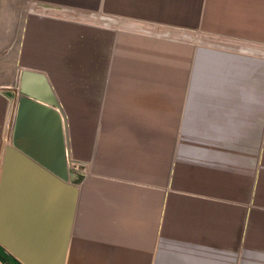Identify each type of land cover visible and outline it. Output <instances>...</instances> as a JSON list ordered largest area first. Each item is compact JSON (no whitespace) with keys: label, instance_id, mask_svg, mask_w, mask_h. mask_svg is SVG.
I'll use <instances>...</instances> for the list:
<instances>
[{"label":"crops","instance_id":"0c3cea01","mask_svg":"<svg viewBox=\"0 0 264 264\" xmlns=\"http://www.w3.org/2000/svg\"><path fill=\"white\" fill-rule=\"evenodd\" d=\"M25 70L86 168L65 264H264V0H0V170Z\"/></svg>","mask_w":264,"mask_h":264},{"label":"water","instance_id":"95a60500","mask_svg":"<svg viewBox=\"0 0 264 264\" xmlns=\"http://www.w3.org/2000/svg\"><path fill=\"white\" fill-rule=\"evenodd\" d=\"M2 90L18 98L0 170V247L21 264H65L78 176L59 103L39 72L21 71L16 88Z\"/></svg>","mask_w":264,"mask_h":264},{"label":"rangeland","instance_id":"374dc122","mask_svg":"<svg viewBox=\"0 0 264 264\" xmlns=\"http://www.w3.org/2000/svg\"><path fill=\"white\" fill-rule=\"evenodd\" d=\"M97 20L102 22L103 20H106V17L104 16L103 13H99V16L97 17ZM152 31H158V32L162 31V33H167L168 35H170V34L171 35H178L179 37H183V38H185L187 36V33L185 31L184 32H182V31L180 32L178 30H173V29H162V30H160V29H157V28L156 29L152 28ZM197 36H198V34H194V35L192 34V38L195 39V40L197 39ZM4 95L6 96L5 98H3L4 99V128H5V121H6V116H7V112H8L9 100L11 99L12 93L10 91L9 92H4ZM3 134H4V132H3ZM67 159H69V161H71L70 158H69V154L68 153H67ZM69 167H71L70 162H69ZM84 173L87 174L86 172H84ZM76 174L78 176V180L76 182H74V185L78 187L80 185L82 179L85 176L83 174H80V173H76Z\"/></svg>","mask_w":264,"mask_h":264},{"label":"built area","instance_id":"2783aa9c","mask_svg":"<svg viewBox=\"0 0 264 264\" xmlns=\"http://www.w3.org/2000/svg\"><path fill=\"white\" fill-rule=\"evenodd\" d=\"M70 160H71L70 161V164H71L70 170H72L75 173H80V174H83L84 176H86V174L84 173V172H86L85 165L80 164V163H78L72 159H70Z\"/></svg>","mask_w":264,"mask_h":264},{"label":"bare ground","instance_id":"6f19581e","mask_svg":"<svg viewBox=\"0 0 264 264\" xmlns=\"http://www.w3.org/2000/svg\"><path fill=\"white\" fill-rule=\"evenodd\" d=\"M17 104V102H16ZM14 110V109H13ZM15 113H16V109H15ZM62 116V114H61ZM14 118H15V114H14ZM14 118H13V121H12V124H11V129H10V135H9V143L8 145L5 146V148L9 145H11V130H12V127H13V122H14ZM62 121H63V129H64V136H65V145H66V151L68 153V148H67V139H66V133H65V123H64V120H63V117H62ZM5 148H4V151H5ZM3 155H4V152H3ZM2 160H3V157H2ZM2 165V164H1Z\"/></svg>","mask_w":264,"mask_h":264}]
</instances>
